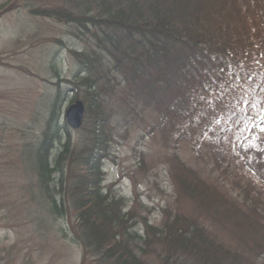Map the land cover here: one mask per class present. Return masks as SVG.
Segmentation results:
<instances>
[{"label":"trees","instance_id":"16d2710c","mask_svg":"<svg viewBox=\"0 0 264 264\" xmlns=\"http://www.w3.org/2000/svg\"><path fill=\"white\" fill-rule=\"evenodd\" d=\"M34 15L67 26L79 47L66 50L74 82L56 94L32 155L80 264H264V142L247 138L264 118V0H67ZM69 93L93 114L78 146L59 122ZM115 108L162 146L173 189L142 236L134 208L104 189Z\"/></svg>","mask_w":264,"mask_h":264},{"label":"rangeland","instance_id":"374dc122","mask_svg":"<svg viewBox=\"0 0 264 264\" xmlns=\"http://www.w3.org/2000/svg\"><path fill=\"white\" fill-rule=\"evenodd\" d=\"M66 2L0 0V264H80L82 260V248L73 240L67 221L50 213L54 183L41 184L32 155L56 94L74 82L77 65L70 57L71 51L66 50H79L68 37L67 26L34 14L65 6ZM55 39L61 43L56 44ZM73 94L69 93L59 109L61 126L65 124L66 110L81 102L73 101ZM114 110L118 113L109 126V157L102 165L104 189L124 199L125 213L134 208V231L142 236V220L158 224L162 210L172 202L173 189L165 168L158 162L157 152L162 146L150 132L146 133L145 125ZM92 116L85 113L81 128L68 129L72 146L84 143ZM261 128L264 118L257 119L247 138L264 142ZM66 140L63 134L53 143L49 166ZM241 144L237 152L243 156ZM188 153L181 151L183 159ZM247 168L253 171L248 165ZM213 169L220 173L218 168ZM66 189V185L61 188L63 195Z\"/></svg>","mask_w":264,"mask_h":264},{"label":"water","instance_id":"95a60500","mask_svg":"<svg viewBox=\"0 0 264 264\" xmlns=\"http://www.w3.org/2000/svg\"><path fill=\"white\" fill-rule=\"evenodd\" d=\"M85 108L81 102L71 105L65 112L64 121L68 129L78 130L83 123Z\"/></svg>","mask_w":264,"mask_h":264},{"label":"snow or ice","instance_id":"6c2138e0","mask_svg":"<svg viewBox=\"0 0 264 264\" xmlns=\"http://www.w3.org/2000/svg\"><path fill=\"white\" fill-rule=\"evenodd\" d=\"M261 131H264V128H261Z\"/></svg>","mask_w":264,"mask_h":264}]
</instances>
